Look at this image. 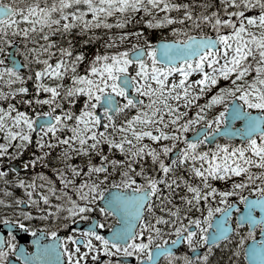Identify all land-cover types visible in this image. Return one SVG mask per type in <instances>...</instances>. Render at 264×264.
I'll list each match as a JSON object with an SVG mask.
<instances>
[{"label": "snow or ice", "instance_id": "obj_1", "mask_svg": "<svg viewBox=\"0 0 264 264\" xmlns=\"http://www.w3.org/2000/svg\"><path fill=\"white\" fill-rule=\"evenodd\" d=\"M0 264H264V0H0Z\"/></svg>", "mask_w": 264, "mask_h": 264}, {"label": "flooded vegetation", "instance_id": "obj_2", "mask_svg": "<svg viewBox=\"0 0 264 264\" xmlns=\"http://www.w3.org/2000/svg\"><path fill=\"white\" fill-rule=\"evenodd\" d=\"M234 199V198H233ZM241 207H242V205H241ZM257 238H259L258 236H257ZM31 239V236L29 235V240ZM21 243H26V241H21ZM243 258V254H242V257H241V259Z\"/></svg>", "mask_w": 264, "mask_h": 264}, {"label": "water", "instance_id": "obj_3", "mask_svg": "<svg viewBox=\"0 0 264 264\" xmlns=\"http://www.w3.org/2000/svg\"><path fill=\"white\" fill-rule=\"evenodd\" d=\"M257 239H259V238H257Z\"/></svg>", "mask_w": 264, "mask_h": 264}, {"label": "trees", "instance_id": "obj_4", "mask_svg": "<svg viewBox=\"0 0 264 264\" xmlns=\"http://www.w3.org/2000/svg\"><path fill=\"white\" fill-rule=\"evenodd\" d=\"M162 34V33H161Z\"/></svg>", "mask_w": 264, "mask_h": 264}]
</instances>
